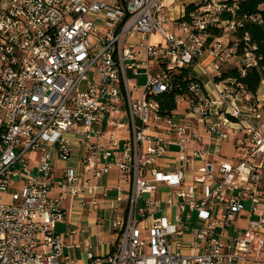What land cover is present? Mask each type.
<instances>
[{"label":"built area","instance_id":"built-area-1","mask_svg":"<svg viewBox=\"0 0 264 264\" xmlns=\"http://www.w3.org/2000/svg\"><path fill=\"white\" fill-rule=\"evenodd\" d=\"M177 1L0 0V199L8 196L0 200V264H75L63 252L56 224L66 214L63 195L83 190L80 173L68 167L57 177L52 162L53 153L70 157L75 138L83 147V174L97 180L117 168L119 201L130 183L125 214L114 209L112 224L120 232L113 251L96 255L87 246L86 264H264V97L234 79L212 80L234 55L238 40L231 35L243 14L234 15L238 0H198L187 20L175 21L185 14ZM260 21L254 13L252 22ZM214 23L222 34L208 41ZM253 48L244 47L245 70L256 64ZM193 62V71L203 65L215 90L191 82V98L177 97L186 108L163 114L157 96L171 88L172 71ZM201 129L216 146L236 137L234 157H219L213 167ZM171 144L176 162L160 169L156 161ZM196 160L200 169L186 183L187 165ZM151 181L171 187L168 202L187 213L152 218L143 236L140 215L156 202L148 195ZM55 185L63 191L50 196ZM245 202L244 229L226 239L213 236V227H229ZM194 210L197 226L191 227L186 219ZM186 232L201 239L197 250H183Z\"/></svg>","mask_w":264,"mask_h":264},{"label":"crops","instance_id":"crops-1","mask_svg":"<svg viewBox=\"0 0 264 264\" xmlns=\"http://www.w3.org/2000/svg\"><path fill=\"white\" fill-rule=\"evenodd\" d=\"M152 36L155 40L157 39L156 35ZM202 62L204 63L203 59ZM192 74L198 77L210 91L215 90L214 82L211 80L209 74L204 72L202 65H197ZM179 103H183L181 108L179 107ZM179 103L177 111H182L183 107L186 106V101H181ZM201 130L203 136L202 143L212 152L209 159L213 162V167L216 165L215 161H217L219 157L231 159L237 153L238 148L236 137L222 140L216 146L208 133L203 129ZM176 149L177 146L171 144L168 147L166 154L157 159L156 164L160 169H169L176 162ZM82 154V143L79 138H75L71 142V155L68 159L62 160L58 158L55 153H53L52 156L55 176L59 177L62 171L68 167L75 168V170L80 173L78 184L83 190L74 195H63L61 206L65 209L66 214L64 218L56 224V230L60 234L63 252L73 259L75 264L87 263L85 254V247L87 246L96 255H106L113 251L120 232V229L114 227L112 224V218L115 213L114 209L118 207L120 215L123 216L125 214L130 191V183H126L124 185V200H117L118 193L116 186L120 181L121 172L115 167L109 169L107 173L102 174L97 180L93 179L88 172L83 174L82 165L80 163ZM201 163L200 160H196L187 165L186 175L190 174L192 176L194 171L200 169ZM147 177L150 178L151 176L148 174ZM151 182L153 184V190L148 195L155 199L156 202L145 208L144 215H140L143 236L147 234L146 227L150 225L152 218L157 216H167L173 220L177 213L180 212L176 204L168 202L173 189L162 182ZM189 182L190 180H187L186 183ZM89 185H96L93 194L87 191V186ZM62 191L63 189L61 187L55 185L49 194L50 196H54ZM81 201L84 202L83 205L80 204ZM143 206V200L139 199L138 207L141 208ZM247 210L248 202H245L244 209L239 212V215L229 227L222 228L219 224L213 227V236L226 239L233 235L234 229H244L246 226ZM222 212L224 211L216 209L215 214L220 215ZM186 213L187 209L180 212L183 217H186ZM189 214L190 217L186 219L187 223L191 227L197 226V212L194 210L190 211ZM201 243L202 241L200 238L186 232V235L184 236L183 250L186 252L192 250L195 251ZM76 244H78V246H76ZM240 264L260 263L244 260L241 261Z\"/></svg>","mask_w":264,"mask_h":264},{"label":"trees","instance_id":"trees-1","mask_svg":"<svg viewBox=\"0 0 264 264\" xmlns=\"http://www.w3.org/2000/svg\"><path fill=\"white\" fill-rule=\"evenodd\" d=\"M228 1L231 2V0ZM197 2L193 1L186 4L184 16L176 18L175 21L187 20V13L197 7ZM254 13L260 15V22H252L253 20L250 16ZM242 14V25L234 30L231 35L238 40V46L232 57H238L240 64L230 66L225 70H220L219 73L212 75V80L218 82L220 80L234 79L242 84L245 91L255 96L262 80H264V0H238L234 15L240 16ZM220 17L227 18L230 17V14L222 13ZM245 33L249 37L247 43L244 40ZM221 34L222 27L218 23L210 24L207 27L208 41L213 40L214 37L220 36ZM246 45H254L252 52L256 57V64L246 68V70L244 68L245 72L242 74L243 63H241V56ZM194 64L195 62L188 67H179L177 70L171 72V88L161 92L157 96L160 103V110L163 114L168 115L178 110V96H182L184 100L191 98L192 94L188 89V85L191 82H197L202 87L201 80L192 74ZM177 84L179 85L176 86ZM185 108L186 106L183 107V109Z\"/></svg>","mask_w":264,"mask_h":264},{"label":"rangeland","instance_id":"rangeland-1","mask_svg":"<svg viewBox=\"0 0 264 264\" xmlns=\"http://www.w3.org/2000/svg\"><path fill=\"white\" fill-rule=\"evenodd\" d=\"M193 1H198V0H179L177 1L178 4L180 3H184L185 5L190 3V2H193ZM174 11V10H173ZM168 28L178 32L180 31L179 30V27L176 23H169L167 24ZM152 39H155L153 36H152ZM128 42H133V43H137L140 41V38L139 37H130L127 39ZM204 61V63H208L209 62V57L206 56V55H203V57H201V61ZM237 64H240V60L238 57H231L227 62H225L222 67H221V70H225L226 68L230 67V66H233V65H237ZM203 66V65H202ZM192 73H193V70H192ZM130 76V74H129ZM140 78V83H143L144 81V75H139L138 76ZM86 86V82H81L80 83V88H84ZM260 90L257 91V94L261 95L262 97H264V84H260ZM183 103H179V107L181 108V105ZM225 150V149H224ZM223 151V150H222ZM226 151V150H225ZM35 160H36V152H32L30 154V167L33 168L35 166ZM192 177L190 174L186 175L185 179L186 180H190ZM2 201H8V196L3 194L2 195V198L0 199Z\"/></svg>","mask_w":264,"mask_h":264},{"label":"bare ground","instance_id":"bare-ground-1","mask_svg":"<svg viewBox=\"0 0 264 264\" xmlns=\"http://www.w3.org/2000/svg\"><path fill=\"white\" fill-rule=\"evenodd\" d=\"M250 18L253 20V15H252V16H250ZM244 68H245V63H243V66H242V70H241V72H243V71H244Z\"/></svg>","mask_w":264,"mask_h":264}]
</instances>
